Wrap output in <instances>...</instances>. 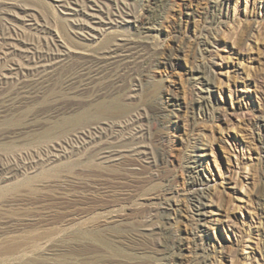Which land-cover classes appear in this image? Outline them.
Masks as SVG:
<instances>
[{
    "label": "rangeland",
    "instance_id": "374dc122",
    "mask_svg": "<svg viewBox=\"0 0 264 264\" xmlns=\"http://www.w3.org/2000/svg\"><path fill=\"white\" fill-rule=\"evenodd\" d=\"M83 1L0 0L11 34L0 33V185L56 153L50 168L73 163L74 175L41 191L121 197L97 224L131 261L99 253L96 264H264V0ZM11 3L28 15L6 19ZM103 105L125 114L67 130L63 146L42 143Z\"/></svg>",
    "mask_w": 264,
    "mask_h": 264
},
{
    "label": "bare ground",
    "instance_id": "6f19581e",
    "mask_svg": "<svg viewBox=\"0 0 264 264\" xmlns=\"http://www.w3.org/2000/svg\"><path fill=\"white\" fill-rule=\"evenodd\" d=\"M9 1H15V0H9ZM217 2L221 3L219 1H216L214 3L216 4ZM76 3H78L83 9H85V7L87 6L86 2H84L83 0H81V2H76ZM112 3H113L114 6L119 7V5L117 4L116 1H113ZM104 5L106 7V10L104 11L105 15L108 16L109 20L111 21L112 14L110 13L109 9H110V7L112 5L109 4V2L104 3ZM66 7H68V5ZM7 8H8V10L4 12V17L6 19H9V18L10 19H18V17L20 15H23V16L28 15V9L24 5H21V4H18V3H11L10 5H7ZM74 11H75L74 12L75 14L79 13L78 15L81 18H83V21H87L88 22L87 18L85 17V14L82 11H80V9L78 10L77 8H75ZM31 15L35 16L33 14H31ZM42 18L45 20L44 17H42ZM135 19H138V15L135 17ZM75 24H76L75 28L79 27L77 29L80 30V31H84V29H87L81 23H78V24L75 23ZM4 28H5L4 26L3 27L1 26L0 33H3L5 35L6 33L10 32V31H6ZM58 36H56V37H58ZM3 43L4 42H2V44ZM10 44L13 45V43H10ZM30 44H32V43L30 42L29 45ZM24 45L29 48L27 43H25ZM37 45H38V43H37ZM109 45H110V40L106 39L102 43V45L100 46V50L106 51L107 49L110 48ZM123 45L124 44H122L121 46H123ZM13 46H16V45H13ZM47 46H50V45H47ZM54 46L56 48H58L57 43L56 44L54 43ZM65 46L66 45L64 44V48L66 49V50H64V52L69 51V48H67V46L66 47ZM131 46H130V49L133 48V47L131 48ZM137 46L135 48H137ZM48 49H50V47ZM111 50H113V49H111ZM58 51H59V49H58ZM67 53L68 52H66V54ZM127 56H129V54ZM103 57H105V56H103ZM55 58H57V57H55ZM99 58H102V57H98V59ZM51 59H53V58H51ZM90 59H91V57H90ZM98 59H97V61H98ZM123 59H121V60H123ZM126 59H124V60H126ZM93 60L94 59L92 58V60H91L92 63H94ZM121 60H120V62H121ZM101 64H102V62H101ZM126 64H127L126 66L129 65V63H126ZM96 65H98V64H96ZM124 65H125V63H124ZM124 65L122 67H124ZM132 65H133V63H132ZM78 69H82V68H78ZM132 73H133V71H132ZM87 74H88V72H87ZM79 76H77V78ZM67 79H69V78H67ZM43 83H44V81H43ZM77 89H78V87H77ZM25 90H26V88H25ZM16 95L17 94H15V96ZM9 99H11V98H9ZM16 101H18V100L16 99ZM3 102H5V101H3ZM12 102H14L13 99H12ZM21 102H22V100H21ZM14 103H12V104H14ZM17 103H19V102H17ZM62 103H64V102H62ZM48 105H50V104H48ZM101 106H102V104H101ZM95 111H96V113L95 112H94V114L92 113L93 115H89L88 113H84L83 112L82 114H80L76 118H74L75 116L74 117L72 116L74 119L73 118H69V117H68V119L66 118V120L63 121L61 127L57 126L56 127L57 129L56 128L52 129V130H54V132L52 130L51 131L49 130V132L44 133V135H43V132H44L43 131L41 133L42 134L41 138L44 141L43 142L41 140L40 141L42 143H44L45 141L47 142V141L52 140V142H53L54 138L58 139L61 136H62V139H63V137H64L65 133L67 132V130H72L74 128H78V127L86 125V124H88V123H90L92 121H93V123H94V121L96 123V120L98 121L100 119H105V118L121 117L122 114L123 115L125 114L124 113L125 109L122 108V106L121 107L120 106L119 107L118 106L107 107V106L103 105V108L102 107L101 108L98 107V109L95 110ZM5 121H4V123H5ZM14 123H15V121L13 122V120L12 121L10 120L7 125H10V127H11V125L13 126ZM60 125H61V122H60ZM15 127H17V126H15ZM11 128H13V127H11ZM48 128L46 129V131L48 130ZM52 128H54V126ZM39 137H40V135H39ZM57 143H58V145H62L63 146V144H60V140ZM33 145L34 144H32V146ZM35 145H36V143H35ZM0 146H2V145H0ZM10 146H12V148H13V145H10ZM8 147H9V145H8ZM55 147H57V146H52L49 149L51 150V149H54ZM12 148H11V150H12ZM56 149H58V148H55L54 151H56ZM7 150H9V149H7ZM46 151H48V150H46ZM0 152H1V150H0ZM4 152H6V151H3V153ZM48 153L51 154L50 152H48ZM48 153H47L46 156H49ZM8 154H10V153H8ZM109 154H113V153H109ZM53 155H54V153L51 154L50 156H52L54 158H48V160H46L47 164L46 163L45 164L48 165L47 166L48 168L42 169V171H40L38 174L35 173L37 175L33 174L34 176H29V177H25L26 176L25 175L24 176L25 178H22V179L20 178L21 180H18V181H15V182L13 181L12 183L7 184V185H3V184L0 185V264H96L97 262L99 263V262L103 261V259H104L102 257V256H104L103 253H105L106 256H108V257H112L113 260H115L116 258H120L122 260L123 259L132 258L131 254L128 253V251H126L123 247H121L122 245H118L119 243L118 244L114 243L113 241L108 239V237L106 238L104 236L105 234L103 232L102 233L104 235H102V233H101V229L102 228L99 229V226H98L99 224H97L98 220L101 217L104 218L103 214L106 213V212H110V211H107V210L109 208L113 207V206H109L110 204H108V206H104V203H106V204L107 203H113V204L116 203V204H118L117 202L120 201L121 197L119 198L117 195L116 196H107V195H94V194L93 195H91V194L90 195H86V194H83V195L82 194L81 195L80 194H76V195L73 194L72 195V194H68L67 192L66 193L53 192V190L52 191H41L40 188H38V184H41V183L44 184V186H42V187H45V190H46V187H48V188L49 187H52V188L53 187H55V188L60 187L61 184L59 182H61L60 180H61V177H62L63 173L61 174V177L58 174L61 173V172H64V173L68 174L67 176L74 175V170L75 169L72 168V167H74V166H72L73 163L72 164L70 163V165H69V163H66L64 165H61V164L58 163L59 165L50 168L49 164L54 163L56 160L60 159V157L62 156V155L56 154V153H55V156H53ZM2 156H5V155L2 154ZM38 156H40V155H38ZM104 157H106V155ZM107 157H109V156L107 155ZM2 158L3 157H1V159ZM101 158H103V157H101ZM46 159H47V157H46ZM40 160H42V159H40ZM42 161H44V159ZM37 162H38V160H37ZM98 163H95V164H97V166L99 167ZM35 164H36V162H35ZM38 164H40V163H38ZM91 164H93V163L91 162ZM84 165H87V164H84ZM84 165H82V166H84ZM53 166H54V164H53ZM75 166H76V162H75ZM89 166H91V165H89ZM5 167L3 168L2 166H0V171L4 170L6 172ZM39 167H41V166H39ZM76 167H78V166H76ZM9 171H11V170H9ZM9 174H11V173H9ZM63 177H64V174H63ZM50 179H52V181H50ZM62 179H64V178H62ZM11 180H12V178H11ZM63 186L64 185H62L61 187L63 188ZM42 189H44V188H42ZM47 190H49V189H47ZM194 195H196V197H194V198L198 199V202L200 203L199 205L201 206V204H202L201 203V198L203 199V193L202 192H196ZM122 198H123V196H122ZM100 220L102 221L103 219H100ZM117 228L118 227H116V228H111L110 227L109 229H110L111 233L119 234L120 230L117 229ZM17 229H21V230L25 231L26 235H25L24 232L21 231L22 233H24L23 238H22V236L21 237L17 236L15 234V232H14V230H17ZM109 229H107V230H109ZM18 235H21V234H18ZM122 235H124V234H122ZM111 238H112V235H111ZM114 239H116V237H114ZM117 239H119V238H117ZM119 240H118V242H119ZM122 240H124V239H122ZM115 242H117V241H115ZM121 244H124V243L121 242ZM128 250H129V248H128ZM99 253H101L103 255L100 256V255H98ZM93 256H96L97 258L96 257L93 258ZM100 257H102L103 259L100 258ZM113 260L111 261V263L114 262ZM106 261H108V259ZM119 261H121V260H119ZM130 261H131V259H130ZM130 261H129V263H130ZM104 262H102V263H104ZM116 262H118V261L116 260ZM107 263H109V262H107Z\"/></svg>",
    "mask_w": 264,
    "mask_h": 264
}]
</instances>
